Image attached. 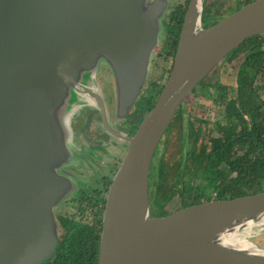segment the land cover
Listing matches in <instances>:
<instances>
[{
  "label": "water",
  "instance_id": "obj_1",
  "mask_svg": "<svg viewBox=\"0 0 264 264\" xmlns=\"http://www.w3.org/2000/svg\"><path fill=\"white\" fill-rule=\"evenodd\" d=\"M190 0L169 75L131 136L108 187L97 264H264V250L225 242L264 220V191L151 216L155 152L193 90L244 41L264 36V0L200 28ZM168 0H0V264L54 255L53 211L74 191L71 121L112 86L115 120L130 114L164 39Z\"/></svg>",
  "mask_w": 264,
  "mask_h": 264
},
{
  "label": "trees",
  "instance_id": "obj_2",
  "mask_svg": "<svg viewBox=\"0 0 264 264\" xmlns=\"http://www.w3.org/2000/svg\"><path fill=\"white\" fill-rule=\"evenodd\" d=\"M254 1L247 0L245 5ZM184 13L185 8L175 7L167 15L166 53L171 58L175 54ZM215 14V5L205 4L201 21L209 26L214 23L210 20ZM236 60L233 87L219 80L208 85L204 80L198 85L216 91L215 103L222 107L220 117L211 123L195 118L198 126L194 127L190 116L188 133L181 137L179 156L172 162L165 161L168 135L173 126L181 127L183 107L166 131L163 152L160 154L159 148L155 152V165H152L149 177V182L151 179L156 181L155 190L148 191L153 218L166 217L203 202L229 200L264 191V36L244 41L220 66L231 65ZM160 80L148 83L144 114L153 107L163 88L165 80ZM195 92L196 89L192 93ZM141 112V109L134 112L138 121L143 117ZM99 234L100 228L92 242V264L98 263ZM85 251L86 247L84 256Z\"/></svg>",
  "mask_w": 264,
  "mask_h": 264
},
{
  "label": "flooded vegetation",
  "instance_id": "obj_3",
  "mask_svg": "<svg viewBox=\"0 0 264 264\" xmlns=\"http://www.w3.org/2000/svg\"><path fill=\"white\" fill-rule=\"evenodd\" d=\"M168 1V11L162 21L164 39L161 41L162 47L158 55L162 63L168 61L171 65L174 56L171 58L166 53L168 48V33L165 25L168 21L167 15L175 7L185 8L186 11L190 0H184L183 3ZM246 1L204 0L202 9L205 4L215 5L216 14L210 20L214 22L211 24L213 25L240 9ZM202 9L199 27L206 28L211 25L206 26L201 21ZM104 83L105 85L101 88V98L105 109L107 127L103 125L97 107L83 106L71 121L73 137L70 147L74 159L66 171L76 178V185L74 191L53 211V217L59 229L58 242L54 255L50 259L43 260L40 264H92L94 235L99 228L101 233L102 202H105L108 187L127 149V144L115 138L111 131L126 136H131L134 133L139 124L134 112L141 109V115H144L145 96L148 90L147 84L146 89L143 88L142 95L135 103L133 111L127 114L122 121L117 122L115 120L112 86L109 80H105ZM134 121H138V123L134 124ZM134 126L135 129L132 131ZM120 150L123 151V155L118 162Z\"/></svg>",
  "mask_w": 264,
  "mask_h": 264
},
{
  "label": "rangeland",
  "instance_id": "obj_4",
  "mask_svg": "<svg viewBox=\"0 0 264 264\" xmlns=\"http://www.w3.org/2000/svg\"><path fill=\"white\" fill-rule=\"evenodd\" d=\"M174 3H183L184 0H172ZM174 8V7H173ZM168 11V10H167ZM167 13V12H166ZM162 44L156 51V55L154 60L152 61V70L150 74V80L149 82H155V81H164L167 76V71L170 68V64L168 61L165 63H162V60L160 59L158 53L161 51ZM159 57V58H158ZM238 61H233L231 65H225L221 67L218 65L205 79L204 83L206 85L213 84L216 80H219L220 82L226 84L227 86H234L235 82V76H234V70L233 66L236 65ZM105 85V83L103 84ZM146 89V88H145ZM196 92L192 93L185 104L183 105L184 113L183 114V121L181 123V127L178 128L173 126L169 135L168 140L169 143L167 144L166 152H165V161L172 162L176 158H178L179 154V147H180V139L182 136H185L186 133H188V121L190 119L191 122L194 124V127H197V123L195 121L196 119H203L205 121H209V123L216 121L220 117V113L222 110V107L218 106L215 103V96L216 91L213 88L210 87H199L197 86ZM264 100V95L262 96ZM182 108V109H183ZM182 112V111H181ZM191 112V115L188 113ZM194 117V119H193ZM165 139V137H164ZM164 141V140H163ZM163 143H161L160 154L163 152ZM199 143V142H198ZM118 162L120 161L123 151L120 150L118 152ZM153 166L155 165V161H153ZM156 181L151 179L150 180V188L151 191L155 190ZM175 208V205L173 206ZM244 231H241L243 233ZM248 241L253 243L255 246L259 247L260 249L264 250V225L260 226L259 228H254L250 235L248 236Z\"/></svg>",
  "mask_w": 264,
  "mask_h": 264
},
{
  "label": "bare ground",
  "instance_id": "obj_5",
  "mask_svg": "<svg viewBox=\"0 0 264 264\" xmlns=\"http://www.w3.org/2000/svg\"><path fill=\"white\" fill-rule=\"evenodd\" d=\"M264 225V220H262L259 223L256 224H250L247 226L246 229H244L243 233H236L232 236H230L228 239H225V242L230 243L231 245L235 247H242V248H247V249H254L255 245L248 241V236L250 235V232L254 228H259L260 226Z\"/></svg>",
  "mask_w": 264,
  "mask_h": 264
}]
</instances>
